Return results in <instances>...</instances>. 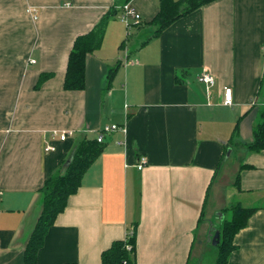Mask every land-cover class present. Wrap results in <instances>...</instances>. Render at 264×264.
<instances>
[{
	"label": "crops",
	"instance_id": "0c3cea01",
	"mask_svg": "<svg viewBox=\"0 0 264 264\" xmlns=\"http://www.w3.org/2000/svg\"><path fill=\"white\" fill-rule=\"evenodd\" d=\"M115 3L0 0V264L23 263L45 181L64 170L78 142L111 125L123 130L105 136L37 264H102L103 252L135 229L137 264H190L198 241L238 203L257 211L227 264H264V151L244 155L229 144L237 125V143L253 140L264 108V0H216L141 48L159 0H131L142 21L125 49L129 29L119 12L87 57L86 88L65 90L75 40ZM204 70L216 78L210 93L199 81ZM42 73L54 77L36 89ZM227 87L231 105L223 104ZM236 161L227 184L238 198L228 206L219 178Z\"/></svg>",
	"mask_w": 264,
	"mask_h": 264
},
{
	"label": "trees",
	"instance_id": "16d2710c",
	"mask_svg": "<svg viewBox=\"0 0 264 264\" xmlns=\"http://www.w3.org/2000/svg\"><path fill=\"white\" fill-rule=\"evenodd\" d=\"M131 0H116L115 5L104 16L100 24L90 33L78 37L69 55L67 72L64 82V89L67 91H82L86 88V60L91 54L100 50L108 21L116 17L121 9L128 5ZM216 0H159V12L156 17L146 25L151 36L140 41L138 48L145 46L152 39L159 37L167 28L178 20L201 9L202 7ZM141 23V22H140ZM139 23V24H140ZM138 24H131L136 27ZM131 40V30H128L126 39L121 43L120 49H125ZM121 63L118 62L109 72V82ZM54 77L53 73H42L36 84V89L42 87L44 83ZM264 83H262L263 89ZM239 139V125L233 131L229 144H238L243 147V154L257 153L264 151V108L260 113V119L256 123L253 131V140L248 143H237ZM104 143V142H103ZM96 139H83L71 156V159L64 170L50 176L40 189L41 211L35 223L34 229L27 242L24 251V261L22 264H37L38 253L45 243L46 236L50 228L54 225L57 217L63 213L67 207L69 198L76 194L82 186V181L104 150V144ZM227 152L225 153L226 156ZM223 160V159H222ZM243 161V155L240 162ZM244 164L240 168H245ZM236 184L240 185V178L237 177ZM231 213V218H224L219 229L220 239L217 245L211 243L209 251L204 255L203 264H227L231 253L235 250L234 239L236 235L247 227L250 218L257 211L256 208H246L241 204L230 206L226 209ZM203 217V213H202ZM130 248V249H129ZM136 229L126 240L116 241L112 246L103 252L102 264H137L136 263ZM214 256V257H212ZM212 258V259H211ZM201 263V260H199Z\"/></svg>",
	"mask_w": 264,
	"mask_h": 264
},
{
	"label": "built area",
	"instance_id": "2783aa9c",
	"mask_svg": "<svg viewBox=\"0 0 264 264\" xmlns=\"http://www.w3.org/2000/svg\"><path fill=\"white\" fill-rule=\"evenodd\" d=\"M29 12H31L29 10ZM121 20L124 24H126L128 27L131 26L132 23L139 24L142 21V17L140 14H138L129 4L123 7L122 9V15ZM264 50V47H263ZM199 81L202 82L204 85H206L208 92L210 93V90L216 85V78L207 70H204L202 74L199 77ZM223 104L224 105H231L232 104V89L231 88H224L223 90ZM123 130L118 125H111L106 126L103 130H101L97 135V141L99 143L104 142L105 135H108L112 132ZM70 133H63L60 135V139L64 141ZM54 150L52 147L46 148V151ZM146 165V159L142 158L139 161L138 164V170L141 171ZM1 191H0V197H1ZM130 249V248H129Z\"/></svg>",
	"mask_w": 264,
	"mask_h": 264
},
{
	"label": "rangeland",
	"instance_id": "374dc122",
	"mask_svg": "<svg viewBox=\"0 0 264 264\" xmlns=\"http://www.w3.org/2000/svg\"><path fill=\"white\" fill-rule=\"evenodd\" d=\"M122 9H121V14L119 16L120 19H121V15H122ZM126 28H127V26H126ZM263 94H264V86H263ZM237 165H238L237 161L234 163L229 162L228 167H227L228 171H226L227 176L224 177L223 179L219 178V181L221 180L222 184L225 185V186H223V191H224V196H225L224 199L227 201V204H228V202H232V201L234 202L238 198V197H235L237 194L235 193L234 187L227 184L231 180V177L236 173ZM219 181H218V183H219ZM212 197H213V194L211 196V200H212ZM228 206H229V204H228ZM220 215L222 216L221 221L224 218H226V219L231 218V213L227 212V211L221 213ZM214 221L217 222V216H214ZM220 226L221 225H219V228L217 230L214 229L213 232L207 233L206 237L203 240L198 241L195 255L192 258L190 264H203L202 262L204 260V255L209 251V248H210L212 240L215 236V233H216V231H219ZM212 257H214V256H212ZM199 260H201V263L199 262Z\"/></svg>",
	"mask_w": 264,
	"mask_h": 264
},
{
	"label": "water",
	"instance_id": "95a60500",
	"mask_svg": "<svg viewBox=\"0 0 264 264\" xmlns=\"http://www.w3.org/2000/svg\"><path fill=\"white\" fill-rule=\"evenodd\" d=\"M219 239H220V232L216 231L215 236L212 240L213 245H217L219 243Z\"/></svg>",
	"mask_w": 264,
	"mask_h": 264
},
{
	"label": "bare ground",
	"instance_id": "6f19581e",
	"mask_svg": "<svg viewBox=\"0 0 264 264\" xmlns=\"http://www.w3.org/2000/svg\"><path fill=\"white\" fill-rule=\"evenodd\" d=\"M126 26H127V25H126ZM127 27H128V26H127ZM128 29H129V30H131V29H132V27L130 26V27H128ZM105 136H106V135H105ZM104 139H105V138H104ZM138 164H139V163H138Z\"/></svg>",
	"mask_w": 264,
	"mask_h": 264
}]
</instances>
